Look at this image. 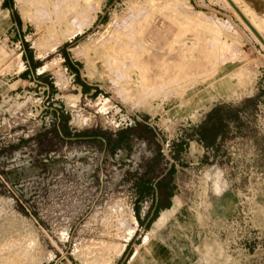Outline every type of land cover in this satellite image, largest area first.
<instances>
[{"label":"rangeland","instance_id":"374dc122","mask_svg":"<svg viewBox=\"0 0 264 264\" xmlns=\"http://www.w3.org/2000/svg\"><path fill=\"white\" fill-rule=\"evenodd\" d=\"M25 1L0 6L8 10L5 18L0 12L8 55L0 66V264H99L98 240L108 236L99 235L129 227L145 181L154 197L140 203V215L152 199L167 202L170 190L173 207L166 231L155 223L139 232L142 239L133 233L131 244H143L148 232L167 243L186 208L203 215L193 264H264V17L250 8L263 12L264 0H247L250 7L235 0L260 35L227 0H157L161 7L145 25L157 57L143 81L132 74V96L98 48L154 0H103L96 12L97 0H59L66 9L80 1L82 15L58 32L33 22ZM82 44L89 49L79 50ZM64 47L89 94L75 82ZM32 58L40 66L23 79ZM65 118L74 132H106L113 142L121 131L131 136L111 153L104 143L66 140ZM203 124L215 141L200 142ZM124 254L114 264H126Z\"/></svg>","mask_w":264,"mask_h":264},{"label":"bare ground","instance_id":"6f19581e","mask_svg":"<svg viewBox=\"0 0 264 264\" xmlns=\"http://www.w3.org/2000/svg\"><path fill=\"white\" fill-rule=\"evenodd\" d=\"M25 2H26L25 5L27 6V11L31 16L30 19H32V21L37 23V24H41L49 32H54V31L58 32L59 29H61L62 27L69 26L72 23V21L74 20V18L78 17L80 11L82 10L81 6L79 5L80 1H77L78 5H77V2L73 3L74 8L69 6L67 9L64 7V4H60L59 0H57V1L56 0H26ZM227 2L230 4V6L233 4L236 7L237 11L246 19L248 24L254 30H256L251 25V23L248 21V19L243 15V13L240 11V9L237 7V5H235L237 3L235 0H227ZM65 3H67V2H65ZM151 4H152V6H151L152 10H145L143 12L141 11L138 14H136L137 16L134 18H133V16H134L133 15L132 18H130L131 21H129V19H128L129 22L124 23V25L122 26V28L124 30L122 28L118 29L115 32V34L110 39H108L107 42L103 43L98 48V50L100 49L99 55L101 57L105 58L106 68L109 69V67H110V70L113 71V73L115 71V74L119 73L121 75V78L123 77L121 79V81L122 80L123 81L120 84H122V86L124 88H126L127 90L130 91V92L126 93L129 96L133 95L131 92L134 91L133 89L136 88L135 85L138 82L137 80L140 79L143 81L145 79L143 74H145V71L148 68V65L155 62V58L157 57V52H155L156 55H154L150 52L151 51L150 47L152 46V38H154V37L150 35V34H152L150 32H149V34L145 33V31H146L145 25L147 26V24H150L153 21V16L156 15V13L159 11L158 8H160L161 5L158 3L157 0H154ZM102 5H103V0H97L96 7L94 4L95 8H93L92 10L95 12H96V10H100L99 7ZM140 10H142V9H140ZM132 14H133V12H132ZM150 15H152V17H150ZM125 21H127V20H125ZM76 22H78V21H76ZM83 29H84V26L78 28L75 32H72L71 34H68V36H65L63 39L66 40L68 38H71L72 36L76 35L77 33L83 31ZM44 32H45V30H44ZM256 32H257V30H256ZM155 33H157V32L155 31ZM154 41H156V39H154ZM153 47L154 46H152V48ZM158 47H160V46H158ZM81 49L83 51H85V50H88L89 47L86 44H82L80 46L79 50H81ZM121 54H123L124 56L121 57ZM125 54H127L126 56L129 55L128 56L129 58L128 57L124 58ZM158 54H159V52H158ZM161 54H159V56ZM19 64H21V62H19ZM88 67H89L88 69H90V72H91V70L95 69V63L93 62ZM133 73H135V74L137 73V75H139L137 77L138 78L137 80L133 79V77H132ZM119 74H117V75H119ZM127 98L131 99L132 97H127ZM112 212L114 213V209H112Z\"/></svg>","mask_w":264,"mask_h":264},{"label":"crops","instance_id":"0c3cea01","mask_svg":"<svg viewBox=\"0 0 264 264\" xmlns=\"http://www.w3.org/2000/svg\"><path fill=\"white\" fill-rule=\"evenodd\" d=\"M241 1L244 3V5L250 7V4L248 3L247 0H241ZM1 2L2 0H0V6H1ZM238 8L240 7L238 6ZM250 8L255 12V14L264 17V11L263 12L261 11V13H259L258 10H255L252 7ZM242 11L245 12V10ZM0 12L3 18L8 17V10L5 9L3 10L0 7ZM247 14L249 15V18H251L250 14L249 13ZM7 59H8V55L5 51V47L2 46L0 47V66ZM12 60L13 57L9 65L10 68L12 65ZM26 62L29 63L27 57H26ZM32 71L33 70L30 68L29 77L32 76L31 75ZM72 132L74 133V131ZM213 146L214 145H211L207 147V149ZM157 200L158 199H156V201ZM177 203L180 205L181 204L180 200H178ZM172 207H173V202H172ZM172 207L170 209H172ZM147 212H144V214L141 215V219L145 218ZM168 212H170L169 209L164 211L162 214L160 213L159 218L155 222L158 228L163 227L164 231H166L165 226L168 223L169 217L171 216V214ZM202 217L203 215L200 211H197V215H195L190 210L186 208H182L180 212L175 216L174 219L175 221L172 226L173 227L172 234L170 236H167L166 242L168 244L165 243L164 241L157 240L153 232H148L144 237L143 244L137 245L134 244L135 240L133 241L132 244L130 243L131 237L134 233V235L138 234V238L142 239L141 234H139V232H141L142 230V234H143L144 228L140 227L138 224V228L135 230L132 227V224H134V222H137V220L133 214H130L127 217L128 219L131 220L129 227L121 229L118 233L116 229L113 228H105V230H102L101 235L99 236H104V235H108V236L102 237L98 240L100 241V244L102 245V249H103L102 257L100 259L99 264H114L115 260L120 256V254L122 256L123 253H125L124 254L125 256L124 260H125L127 254L124 251H126L127 248H129L132 251V253L130 257L127 259L126 264H193L192 262L196 259L197 256L196 244L199 243L204 237L203 227H202ZM162 231L160 232V234H167V232H162ZM116 234H122L127 238L125 237L122 239H116L114 236ZM124 242H127V244H125ZM169 244H171L176 249L170 246Z\"/></svg>","mask_w":264,"mask_h":264},{"label":"trees","instance_id":"16d2710c","mask_svg":"<svg viewBox=\"0 0 264 264\" xmlns=\"http://www.w3.org/2000/svg\"><path fill=\"white\" fill-rule=\"evenodd\" d=\"M3 8L9 9L11 8L9 6V3L7 2V0H5V2L3 3ZM82 36H77L75 38V41H78ZM27 45V44H25ZM28 47V45H27ZM68 47V46H67ZM65 58H66V64L69 67V69L75 74V82L77 83V85L82 87V91L84 94H89L93 88H90L88 86V84L84 83V81L81 79V75H80V64L77 63V66H74L73 63L71 62V58L69 53L67 52V48L64 47L63 49ZM40 66V63L35 61L33 58L31 60V69L35 70L37 67ZM21 78L23 79H28L29 78V70L24 71L23 74H21ZM46 84L52 88V90L54 91L56 88L54 86V84L52 82H50V80H47ZM93 96L98 97L99 96V90H95ZM59 114L60 116V112H57V115ZM56 115V114H55ZM211 116V113H209V118ZM68 118H65L64 120V124L62 126V136L66 139V140H80V141H87V142H99V143H104L106 147L109 146V150L111 151V153H115L119 148L123 147L124 142L125 141H129V137L131 135L127 134L128 131H121L119 133V137L117 138V140H115L113 142V140L110 138V136L106 133V132H102V131H82V132H72L70 127L68 126ZM204 125V126H203ZM202 127L199 129L200 133V142H208L210 140H214V137L211 135L210 130L208 129V127H206L207 124H203ZM146 129H149L146 127ZM215 136V135H214ZM215 141V140H214ZM213 141V142H214ZM123 144V145H122ZM163 155H157V157L155 158L154 162H159L158 159L162 158ZM174 158L179 159V156L177 154L174 153ZM176 172V167L175 165H172L171 168L168 171V180H169V184L172 185V177ZM169 184L167 187H169ZM137 191H138V204L136 205V211H135V215L136 218L139 222V226L143 227L146 231H149L152 227V225L157 221V219L160 216V213L164 210L170 209L172 207V198L174 197L173 192L170 190L166 193V199L167 202L165 203H159L158 200L156 201V199H152V204L150 209L148 210L147 214L145 215L144 219H141V213H140V203L146 198L151 196L152 198L154 197L153 195V188L151 186V184L148 181L143 182L142 184H140L137 187ZM140 244V243H139ZM132 251L127 248L126 250V254L127 257L124 260V262L127 261V259L130 257Z\"/></svg>","mask_w":264,"mask_h":264},{"label":"built area","instance_id":"2783aa9c","mask_svg":"<svg viewBox=\"0 0 264 264\" xmlns=\"http://www.w3.org/2000/svg\"><path fill=\"white\" fill-rule=\"evenodd\" d=\"M131 124H132V122H131Z\"/></svg>","mask_w":264,"mask_h":264}]
</instances>
